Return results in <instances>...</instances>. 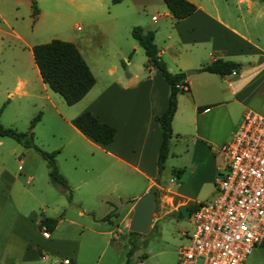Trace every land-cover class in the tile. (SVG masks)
<instances>
[{"label": "crops", "instance_id": "1", "mask_svg": "<svg viewBox=\"0 0 264 264\" xmlns=\"http://www.w3.org/2000/svg\"><path fill=\"white\" fill-rule=\"evenodd\" d=\"M91 1L101 3V0ZM190 1L195 9L175 19L162 0H129L132 7L142 9V15L123 24L127 25L128 32L134 24L153 30L157 54L169 71L196 69L181 79L184 86L176 94L168 152L161 172L156 166L160 128L154 116L166 106L167 83L154 66L144 65L146 56L144 69L140 70L137 65L130 68L129 57L127 67L116 74L114 64L106 65L104 73L108 77L104 76L99 83L87 62L88 58L96 67L97 50L86 35V63L94 82L82 97L71 103L77 104L76 109L62 117L69 126L70 137L79 141L68 149L69 164L61 168L56 163L71 189V197L67 200L65 190L49 181L46 169L43 171L40 165L32 167L25 158L26 146L17 141L19 145L7 143L8 153L21 157L23 165L18 163L17 170L11 169L0 160V264H39L47 258L46 251L59 264H78V245L84 228L106 234L109 230L97 228V222H108L109 216L104 218V215L110 209L151 188L162 199H170V205L165 206L167 211L178 210V205L184 204L189 213L188 206L214 196V178L226 165L223 145L231 138L245 110L264 114V45L256 44L250 32L264 1L222 0L223 4L216 0ZM228 5L236 12H231ZM240 6L247 15L240 12ZM113 11L104 18V26L120 24L132 13L128 6L116 7ZM66 39L82 55L80 41ZM129 45L137 50L134 43ZM125 51L121 52L123 57H126ZM215 57L237 61L239 67L224 75L198 69ZM38 78L44 97L48 98L47 85L39 73ZM82 110H89L97 119L114 126L110 142L97 143L71 124L70 119ZM50 150L60 152L58 147ZM81 151L85 154L87 151L93 159L86 163ZM164 166L168 168V175L161 179ZM76 207L77 215H91L93 226L76 225L69 218V210ZM41 215L56 219L47 237L41 234L37 224ZM84 241L90 246L94 240L86 233ZM103 241L109 244L112 239L105 237Z\"/></svg>", "mask_w": 264, "mask_h": 264}, {"label": "rangeland", "instance_id": "2", "mask_svg": "<svg viewBox=\"0 0 264 264\" xmlns=\"http://www.w3.org/2000/svg\"><path fill=\"white\" fill-rule=\"evenodd\" d=\"M216 1L223 4L222 0ZM35 5L37 13L33 16L30 0H0V123L4 127L25 132L29 128L32 117L39 115V119L31 126L32 140L45 150L58 147L60 152L56 154L55 161L63 168L71 161L69 147L79 139L70 137L69 126H66L68 124L62 117L72 113L77 104H66L61 95L48 86L45 88L48 98L44 97L45 92L41 88L28 46L46 42L51 38L63 40L74 38L80 41L82 56L86 61L87 35L88 41L97 50L96 67L88 58L87 62L98 78V82L101 83L104 76L108 77L104 73L106 65L114 64L113 72L116 74V71H123V68L127 67L128 57L131 59L129 65L131 69L134 65H137L139 70L144 69L142 64L145 55L141 47L135 41L133 42L127 25H123L127 23L126 20L135 21L138 16H141L142 9L132 7L129 0H122L119 3L101 0L100 4H93L91 0H35ZM230 5H228L229 10L236 12V9ZM127 6L132 10V13L128 15L129 18L126 16L122 23L117 22L111 27L104 26V18L113 14L114 8ZM240 7V12L247 15L244 7ZM263 22L264 3L256 22L250 28L254 42L260 46L264 45ZM128 43H134L137 50ZM124 50H127L123 53L126 57L121 55ZM0 139H2L0 160H4L11 169H16L18 163L23 165L21 157L8 153L9 146L19 145L16 144L18 141L16 142L10 136H0ZM26 147L28 151L26 160L30 161L33 168L40 165L45 171L44 160L31 146ZM82 153L86 157V163L93 159L87 151L86 154ZM14 157H16L15 161ZM163 169L161 179L168 175V168L164 166ZM168 186L170 189L173 188L171 184ZM155 198V209L149 229L145 233L129 234L127 225L132 208L125 206L114 212V209L122 202L107 212H113L109 215L108 222H97L99 223L97 228L103 227L109 232L106 234L91 232L85 227L78 245L76 257L78 264H94L95 262L96 264H118V261L123 263L131 240L135 242L136 247L130 256V264H177V248L186 242V236L192 230L191 218L183 216L175 209L167 211L165 206L170 205V199H162L159 192H156ZM98 210H101V207H98ZM76 212L77 207L69 210L67 214L76 222V225H94L90 214L77 215ZM119 220L121 222L117 225ZM86 233L90 239L94 240L90 246H87L84 241ZM105 237L111 238L112 242L104 244ZM45 255L47 258L39 264H59L53 260V255L48 251ZM242 264H264V243L254 245Z\"/></svg>", "mask_w": 264, "mask_h": 264}, {"label": "built area", "instance_id": "3", "mask_svg": "<svg viewBox=\"0 0 264 264\" xmlns=\"http://www.w3.org/2000/svg\"><path fill=\"white\" fill-rule=\"evenodd\" d=\"M223 151L216 193L189 211L192 230L177 248V264H242L254 245L264 243V114L245 110Z\"/></svg>", "mask_w": 264, "mask_h": 264}, {"label": "trees", "instance_id": "4", "mask_svg": "<svg viewBox=\"0 0 264 264\" xmlns=\"http://www.w3.org/2000/svg\"><path fill=\"white\" fill-rule=\"evenodd\" d=\"M117 2L120 0H110ZM173 18L178 19L187 16L195 9V4L190 0H162ZM264 1V0H263ZM31 13H37L35 0H30ZM129 34L142 48L146 61L144 65L154 66L168 85L167 102L164 109L155 114L154 118L160 128V141L157 147L156 166L158 172L162 169L165 157L168 152V142L171 132L170 120L175 110L176 94L182 89L176 86L185 77L184 71L171 72L166 68L165 62L157 54V47L153 41V30L143 29L139 24H134L129 29ZM32 59L38 70L40 79L53 91L58 92L66 104L77 101L90 88L94 82V76L79 52L76 45L70 40L51 38L46 42L35 43L30 46ZM239 62L215 57L202 64L198 69L224 75L236 71ZM39 119V115L32 117L29 128L25 132H19L10 127H4L0 123V136H10L23 146H31L36 153L44 160L46 173L51 183L60 185L65 190L67 200L71 197V189L66 179L59 172L55 161V150H45L32 140L31 126ZM71 124L93 141L105 144L112 140L114 126L106 121L97 119L89 110H82L70 119ZM154 190L155 188H151ZM193 206H188L191 210ZM179 211V210H177ZM113 212L106 213L107 218ZM180 214V213H179ZM56 219L51 216L41 215L38 219V226L44 225L47 230H52ZM129 234L137 232L128 230ZM136 244L130 241L126 251V258L122 264H130L131 254Z\"/></svg>", "mask_w": 264, "mask_h": 264}, {"label": "water", "instance_id": "5", "mask_svg": "<svg viewBox=\"0 0 264 264\" xmlns=\"http://www.w3.org/2000/svg\"><path fill=\"white\" fill-rule=\"evenodd\" d=\"M196 72V69H186V75ZM155 192L154 190H147L136 198H130L118 205L114 212L125 206L132 208L131 216L128 220V230L145 233L149 229L152 213L155 209ZM178 210L183 216H187V208L184 204L178 205Z\"/></svg>", "mask_w": 264, "mask_h": 264}]
</instances>
